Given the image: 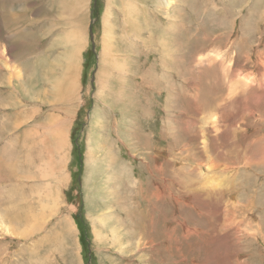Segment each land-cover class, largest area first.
<instances>
[{"label": "rangeland", "instance_id": "rangeland-1", "mask_svg": "<svg viewBox=\"0 0 264 264\" xmlns=\"http://www.w3.org/2000/svg\"><path fill=\"white\" fill-rule=\"evenodd\" d=\"M158 1L89 0L78 11L77 0H0L2 93L7 84L18 96L35 101L24 105L32 120L40 113L45 117L47 110L69 121L67 109L73 117L68 160L56 163L54 158L47 188L35 189L27 201L26 196L18 197L20 188L13 189L10 182L5 187V175L9 180L14 171L3 172L0 163L2 224L15 233L0 229V264H264V161L256 159L259 148L264 153V0H244L232 14L227 5L234 0H173L169 15L162 14L166 10ZM247 1L260 6L252 40L238 25L241 19L245 27L252 22L245 15ZM131 2L143 10L135 16L142 27L140 36L127 34L124 28L127 21L129 26L134 21L125 12ZM109 10L105 31L103 20ZM178 13L184 15L179 35L169 44L159 43L152 28L156 25L162 31L167 18ZM74 30L85 38L75 61L81 63L78 100L60 91L73 44L67 39ZM106 37L110 48L114 39L118 51L113 47V55L125 67L119 74L127 82L121 99L113 94L120 87L117 73L112 72L110 93L103 97L97 92ZM76 41L83 38L77 36ZM27 84L34 88L32 95L21 91ZM93 114L102 120L88 131ZM5 124L0 119V143L10 138L5 130L11 127ZM44 136L42 129L38 147ZM91 147L96 157L88 162ZM0 153H7L3 145ZM42 156L47 158V151ZM11 158L5 166L11 164L14 170ZM206 173L223 180L226 188L206 195L197 185ZM155 183L165 192L161 202L149 196ZM59 188L61 202L55 204L53 194ZM26 208L27 214L41 213L44 220L38 224L31 219L37 229L22 236L26 224L19 220L26 218L22 216ZM103 214L111 217L99 225ZM114 218L121 223L118 237ZM83 226L86 246L78 239Z\"/></svg>", "mask_w": 264, "mask_h": 264}, {"label": "bare ground", "instance_id": "bare-ground-1", "mask_svg": "<svg viewBox=\"0 0 264 264\" xmlns=\"http://www.w3.org/2000/svg\"><path fill=\"white\" fill-rule=\"evenodd\" d=\"M154 2L155 1H157V2H159L158 0H153ZM173 0H167V2H165V1H163V0H160V2L162 3L161 4V6L166 10V11H162V14L164 15V14H167V15H169L170 14V12H169V14H168V10H169V8L170 7H168V6H170V5H172V2ZM242 1H244V0H234L233 1V4L232 5H230V3L227 5L228 7H230V8H228V9H231L230 10V14H232V8H234L235 6H237V5H239ZM87 2H89V0H77V5H78V11L84 6V4H86ZM246 3H248V7H247V9H246V11H245V15L246 16H248V18H250L251 19V21L252 22H250L249 24H247L246 25V27L244 26V22H242L243 21V19H241V23H238V25H242L243 27H242V29L244 30V28H245V30H246V38L248 39V40H252L253 38H254V33L256 32V25H255V23H254V19H255V15H256V12L258 11V10H260V6H258L256 3H255V1H253L252 3H250L249 1H247ZM124 4H126V3H124ZM191 4V3H190ZM127 6H126V14L127 15H129L130 17H134V21H132L131 23H130V25L131 26H129L128 25V21H127V25H125V30H127V34H128V32H129V34H132V35H134V36H140L141 34H142V27H141V25H140V22L138 21V19L136 18V17H138V14L137 13H139V11L141 12V10H139L140 8H138L136 5H134V3L133 2H131V3H128V4H126ZM105 6V5H104ZM125 6V5H124ZM123 6V7H124ZM166 7H168V8H166ZM193 7V6H192ZM195 7V6H194ZM241 7V6H240ZM242 7H244V6H242ZM173 8V7H172ZM125 9V8H124ZM194 9H196V8H193V10ZM200 9V8H199ZM74 10V9H73ZM174 10V9H173ZM196 10H198V9H196ZM242 10V9H241ZM75 11V10H74ZM172 11V10H171ZM176 11H177V9H176ZM243 11V10H242ZM142 12H143V10H142ZM167 12V13H166ZM79 13V12H78ZM172 13V12H171ZM234 13H235V11H234ZM243 13V12H242ZM110 15V10L109 11H107V13H106V15H105V17H104V20H103V28L105 29V31H107V27L110 25H108V23H109V19H108V16ZM136 16V17H135ZM259 16V15H258ZM262 17H264L263 15H261ZM261 16H260V18H261ZM8 18H10L9 16H8ZM173 18V19H172ZM184 19V15L183 14H181V13H178V14H175V15H170L168 18H167V20H168V22H167V24H166V26H165V28L161 31L160 29H159V26H151V22H149V26H151V27H153L152 28V30L154 29L156 32H154L155 34H156V36H158V41H159V43H161V42H164L165 44H169V42H168V40L170 41V40H173V39H175L178 35H179V31H180V29H178V25H179V22H181L182 20ZM193 21V20H192ZM148 22V21H147ZM194 22V21H193ZM251 24L253 25V27L254 28H252L251 27ZM260 26V25H259ZM180 28V27H179ZM189 30H191L190 28H188V32H189ZM244 30V31H245ZM103 31V30H102ZM235 31V30H234ZM104 32V31H103ZM18 34H20V35H22L23 36V34L21 33V32H19ZM19 35V36H20ZM28 35V34H27ZM160 35H162L163 36V38L162 37H160ZM17 36V35H16ZM77 36H80L81 38H83V41H80V42H78V41H76V37ZM103 36V35H102ZM151 37L153 38L154 36L153 35H151ZM71 38V39H70ZM23 39H25V38H23ZM85 38H84V36H83V34H79V32L78 31H76V30H74V31H72L70 34H69V38L66 40L67 41V44L69 43V42H73V44H72V50L71 51H68V54H67V59L65 58V60H66V68H67V70H66V68H65V70H64V72H63V78H64V87H65V89H64V87H63V89H62V87H61V90L60 91H62L63 92V94H66V92H67V94H68V96H69V98H74V100H78V97H79V92H80V89H79V86L77 87V85H78V82H79V77H80V66H81V63H79V61H78V63H75V61H77L78 60V53H79V51L83 48V46L85 45V40H84ZM103 39V38H102ZM26 40V39H25ZM174 41V40H173ZM75 42V43H74ZM26 44V43H25ZM71 44V43H70ZM69 44V45H70ZM102 44V43H101ZM111 44L113 45V47L115 48V50L116 51H118L116 48H117V46H115V43H114V39H113V41L111 42ZM103 45V47L101 46V50H100V68H99V72H98V85H99V89H98V94H103V97H104V94H106V93H110V92H108V89H110V83H111V79H112V76H113V74H112V72L113 73H117V76L119 77V84H120V87L118 88V89H115V92L113 93L115 96H116V98L115 99H121V97H120V95L124 92V89L123 88H126V85H127V82H126V80H125V77H123V76H121V75H119L121 72V69H125V67H124V64L122 63V62H120V61H118L117 59H116V57L113 55V52H114V50H113V47L112 48H110V38L109 37H106V38H104V43L102 44ZM73 46H74V48H73ZM4 47V44H2L1 42H0V48H3ZM80 50H79V49ZM71 49V48H70ZM74 49H76V51H77V53L75 54V52H74ZM10 49H9V47H6V51L8 52ZM79 50V51H78ZM172 50V49H171ZM10 52V51H9ZM169 52V51H168ZM176 53V52H175ZM9 54V53H8ZM164 54H166L165 52H164ZM167 55V54H166ZM170 55V54H169ZM168 55V56H169ZM5 56V54H4V49H0V58H3ZM165 56V55H164ZM170 56H172V55H170ZM243 56V55H242ZM14 57V56H13ZM165 58V57H164ZM170 62H172V59H171V61ZM6 63H7V61H6ZM10 63V62H9ZM126 66V65H125ZM14 68H15V66H14ZM21 68V67H20ZM45 69V68H44ZM126 69H128V68H126ZM167 69V68H166ZM21 70V69H20ZM174 70V69H173ZM21 73V72H20ZM116 75V74H115ZM114 75V76H115ZM144 76H145V74H144ZM149 77H150V75H148ZM145 77V85L144 86H146V82H148L149 81V77ZM152 76V75H151ZM16 77V76H15ZM71 77H73L72 79H71ZM116 77V76H115ZM8 78H12V77H8ZM7 78V79H8ZM17 78V77H16ZM21 78H22V75H21ZM152 79V78H151ZM169 79V78H168ZM30 81V80H29ZM30 83V82H29ZM152 83H153V81H152ZM31 84V83H30ZM150 84V83H149ZM154 84V83H153ZM241 84V83H240ZM116 85V84H115ZM119 86V85H118ZM21 88V91H23V92H25V93H27V94H33L34 92H33V90L32 89H34V88H31L30 87V85H25V86H23V87H20ZM53 88V87H52ZM148 89V88H147ZM191 89V88H190ZM49 90V89H48ZM149 91V90H148ZM44 93V92H43ZM72 93H76L75 95H73ZM194 94V93H193ZM192 94V95H193ZM168 95V94H167ZM97 98V97H96ZM105 99V98H104ZM110 99H112V98H110ZM196 99V98H195ZM254 99V98H253ZM113 100V99H112ZM41 101H42V99H41ZM71 101V100H70ZM73 101V100H72ZM115 101H118V100H115ZM105 103H106V101H105ZM15 104V103H14ZM107 105L108 106H110V107H112V108H114L115 107V105L113 104V103H110V102H108L107 101ZM78 108V107H77ZM122 108V107H121ZM124 108V107H123ZM122 108V109H123ZM190 108V107H189ZM120 111H122L121 109H120ZM121 115H122V117L123 118H125L126 116H124L125 115V110L124 111H122L121 112ZM205 118V117H204ZM48 119V118H47ZM102 120V119H101ZM101 120H99V119H96V116H95V114H93V118H92V120H91V122H90V125H89V128H88V131L89 130H91V128L92 127H94V126H96V125H98V124H100V122H101ZM190 120V119H189ZM119 123L120 121L118 120V121H115V120H113L112 119V123ZM206 124V123H205ZM209 125V124H208ZM127 127V126H126ZM202 127V126H201ZM226 131V130H225ZM227 132V131H226ZM133 133V132H132ZM213 134V133H212ZM67 135H68V131L65 129L63 132H61V135H58V133H55L54 131H50V138L51 139H53L54 140V142L56 143V145L59 147V148H63V146H65L66 144L68 145V143H69V139H68V137H67ZM134 135V134H133ZM117 136V135H116ZM126 136V135H125ZM119 137V136H118ZM225 138H226V136H225ZM119 140H121V139H119ZM127 140V139H126ZM129 141L130 140H128V141H126L127 143H129ZM125 142V143H126ZM151 142V141H150ZM126 143V144H127ZM131 144V143H130ZM262 144H263V142H262ZM144 146V145H143ZM150 146V145H149ZM185 147V146H184ZM234 149V148H233ZM93 150V148L91 147V149H88L87 150V160L88 159H90V160H88V162L89 161H92V159H93V157L95 156V154L92 156L91 154H93L94 153V150ZM202 150V149H201ZM207 152V151H206ZM110 153V152H109ZM259 153H261V154H259V155H257V157H256V159H258L259 157L260 158H262V160L261 161H264V153H263V149H260L259 148ZM2 155H5L4 153H0V158H1V156ZM194 155V154H193ZM197 155V154H196ZM255 155V154H254ZM96 157V156H95ZM112 157V156H111ZM195 157V156H194ZM197 157V156H196ZM55 158V157H54ZM107 158V157H106ZM156 158V157H155ZM109 159H110V157H109ZM1 160H2V158L0 159V163H1ZM86 160V161H87ZM146 160V159H145ZM248 160V159H247ZM253 160V159H252ZM252 160H250V161H252ZM44 161V160H43ZM108 161V160H107ZM249 161V160H248ZM255 161V160H254ZM183 162V161H182ZM185 162V161H184ZM183 162V163H184ZM52 163V162H51ZM91 163V162H90ZM109 163V162H108ZM181 163V162H180ZM182 163V164H183ZM187 163V162H186ZM258 163V162H257ZM260 163V162H259ZM259 163L257 164V165H259ZM48 164V163H47ZM182 164H181V166H182ZM161 165V164H160ZM184 166V165H183ZM185 166H186V164H185ZM196 166V165H195ZM194 166V167H195ZM227 166V165H226ZM10 167H12V165H10V164H8L7 165V168L8 169H11ZM218 167H219V165H218ZM150 168V167H149ZM175 168V167H174ZM186 168V167H185ZM184 168V169H185ZM41 169V168H40ZM39 169V170H40ZM43 169H45V168H43ZM47 169V168H46ZM51 169V168H50ZM50 169H48V170H50ZM188 169V168H187ZM226 169V168H225ZM164 170V169H163ZM10 171H12V170H10ZM46 171V170H45ZM157 171V170H156ZM176 171V170H175ZM199 171V170H198ZM219 171V170H218ZM33 172V171H32ZM48 172V171H47ZM196 172V171H195ZM207 172V171H206ZM53 172H51L50 173V175L52 174ZM189 173V172H188ZM41 174H43V173H41ZM49 174V173H48ZM175 174V173H174ZM207 174V173H206ZM205 174V175H206ZM208 174L210 175V173L208 172ZM208 174L205 176V177H200V180L198 181V186H199V188L200 189H202L204 192H205V194L206 195H213V194H215V192L216 191H218V189L220 190L221 189V187L223 186V187H225V185H224V181L223 180H219L217 177H212V174H211V176L209 177L208 176ZM215 174V173H214ZM23 175V174H22ZM44 175V174H43ZM49 175V176H50ZM28 176H29V178L31 177L29 174H28ZM24 177H25V175H24ZM177 177V176H176ZM31 178H33V177H31ZM66 178V177H65ZM170 178H172V177H170ZM174 178V177H173ZM176 179V178H175ZM175 179H171V180H175ZM154 182V181H153ZM159 182V181H158ZM193 183V182H192ZM60 185V184H59ZM141 185L143 186V184L141 183ZM197 186V187H198ZM189 187V186H188ZM236 187V186H235ZM167 188V187H166ZM226 188V187H225ZM19 189V188H18ZM168 190V189H167ZM194 189H192L191 191H193ZM58 191V190H57ZM149 191V196H150V198H153L154 200H160L159 202H161V200L162 199H164V195H165V192H164V190L158 185V183H155L154 184V186L152 185L151 187H150V189L148 190ZM173 190H171V192H172ZM198 190H196V192H197ZM221 191V190H220ZM194 192V191H193ZM203 192V193H204ZM170 193V192H169ZM174 193V192H173ZM186 193H188V191L186 192ZM195 193V192H194ZM217 193V192H216ZM10 194V193H9ZM167 194V193H166ZM191 194H192V192H191ZM199 194L200 193H198L197 195L199 196ZM142 195V194H141ZM175 195V194H174ZM186 195V194H185ZM188 195V194H187ZM186 195V196H187ZM195 195V194H194ZM201 195V194H200ZM216 195V194H215ZM221 195V194H220ZM12 195H10L9 197H11ZM167 196V195H166ZM171 196V195H170ZM203 196H204V194H203ZM24 199H25V194L22 196ZM189 197V196H188ZM191 197V196H190ZM195 197V196H194ZM207 197H209V196H207ZM221 197V196H220ZM121 198V197H120ZM178 198V197H177ZM181 198V197H180ZM184 198V197H183ZM182 198V199H183ZM199 198V197H198ZM197 198V199H198ZM22 199V198H21ZM113 199V198H112ZM172 199V198H171ZM173 199H176V198H173ZM187 200H188V198H186ZM207 198H205V200H206ZM213 199H216V196H215V198L213 197ZM119 200V199H118ZM125 200V199H124ZM146 200V199H145ZM149 200V199H148ZM180 200V199H179ZM232 200V199H231ZM0 201H1V199H0ZM53 201H54V199H53ZM176 201H178V200H176ZM180 201H182V200H180ZM185 201V200H184ZM192 200H189V201H187V203L188 202H191ZM222 201V200H221ZM55 202V201H54ZM149 202H150V200H149ZM192 202H194V201H192ZM195 202H197V201H195ZM194 202V203H195ZM211 202V201H210ZM215 202H217V201H215ZM122 203V202H121ZM167 203V202H166ZM179 203V202H178ZM178 203H176V205L178 204ZM186 203V204H187ZM193 203V204H194ZM201 203V202H200ZM199 203V204H200ZM219 203V202H218ZM161 204V203H160ZM196 204V203H195ZM214 204V203H213ZM212 204V205H213ZM1 205V204H0ZM175 205V204H174ZM179 205H180V203H179ZM182 205V204H181ZM192 205V204H191ZM202 205V204H201ZM200 205V206H201ZM156 206H157V204H156ZM218 206V205H217ZM159 207V206H158ZM182 207V206H181ZM202 207V206H201ZM208 207V206H207ZM70 210H73L72 209V207H70V205H69V207H68ZM187 208H191V209H193L191 206L190 207H187ZM158 209V208H157ZM199 209V208H198ZM0 210L2 211V213H3V209L1 208V206H0ZM136 210V209H135ZM139 211H140V209H138ZM24 211H25V213H23L22 214V216L23 217H25L26 216V218L25 219H20L19 221L20 222H23V224H26L24 227H23V229H22V231H20L21 233H22V236H25V235H29V233H32L34 230H35V228L38 226V224H39V222H41V221H43L44 219H43V217H41L42 216V214L41 213H38V214H33V213H31V215L30 214H27V211H28V208H26V209H24ZM133 211H134V208H133ZM143 211V210H142ZM154 211V210H153ZM200 211V210H199ZM222 211V210H221ZM29 212V211H28ZM128 212V211H127ZM136 212V211H135ZM144 212V211H143ZM2 213H0V229L1 230H3V232H5L6 234H11L13 231L11 230L12 228H10L9 226H7V225H5V224H2V222H3V220H2V218H1V215H2ZM109 213V212H108ZM205 213H207V212H205ZM133 214H135L134 212H133ZM137 214H140V212L139 213H137ZM136 214V215H137ZM142 214V213H141ZM109 215H111V216H114L113 214H111V212L109 213ZM109 215H104L103 214V216L101 217V219H99V216L97 217V220L99 221L98 223H99V225H102V224H104L105 222H107V220L111 217V216H109ZM129 215V214H128ZM223 215V214H222ZM130 216V215H129ZM134 216V215H133ZM137 216H139V215H137ZM141 216V215H140ZM170 216V215H169ZM144 217V216H143ZM143 217H138L139 219H142ZM31 219H35L37 222H38V224L37 225H35L34 223H31L30 221H32ZM95 219H96V217H95ZM115 219V230H114V232H115V234L116 233H118L119 231H121V226H120V221H118V220H116V218H114ZM133 219H136L135 217L133 218ZM166 219V218H165ZM226 219V218H225ZM231 219V218H230ZM15 220V219H14ZM16 221H18V218L16 219ZM141 221V220H140ZM137 222V221H136ZM162 222V221H161ZM137 223H135V225H136ZM144 224V223H143ZM161 224V223H160ZM159 224V225H160ZM76 225H77V223H76ZM98 225V224H97ZM154 226H155V224H153ZM159 225H158V227H159ZM172 225V224H171ZM170 225V226H171ZM180 225V224H179ZM227 225V224H226ZM162 226V225H161ZM164 226V225H163ZM167 226V225H166ZM169 226V225H168ZM14 227V226H13ZM17 227V226H16ZM137 227V226H136ZM181 227H183V226H181ZM77 228V227H76ZM153 228V227H152ZM157 228V227H156ZM165 228V227H164ZM167 228H169V227H166V229ZM171 228V227H170ZM173 228V227H172ZM15 229V228H14ZM37 229V228H36ZM94 229H96V228H94ZM93 229V230H94ZM134 229H135V227H134ZM140 229V228H139ZM154 229H155V227H154ZM153 229V230H154ZM158 229V228H157ZM184 229H186V227L184 228ZM99 230V229H98ZM113 230V229H112ZM173 230V229H172ZM183 230V229H182ZM95 231V235H97V233L99 232H97L96 230H94ZM144 231V230H143ZM167 231H168V229H167ZM122 232V231H121ZM126 232V231H125ZM145 232V231H144ZM151 232H152V230H151ZM150 232V233H151ZM168 232H171V231H168ZM186 232H187V230H186ZM240 232V231H239ZM14 233V232H13ZM18 233V232H17ZM149 233V232H148ZM147 233V234H148ZM149 233V234H150ZM167 233V232H166ZM172 233H173V231H172ZM175 233V232H174ZM173 233V234H174ZM185 233V232H184ZM15 234V233H14ZM19 234V233H18ZM122 234V233H121ZM135 234V233H134ZM146 234V233H145ZM171 234V233H170ZM181 234V233H180ZM186 234H188V232L186 233ZM100 235H102L103 236V234H100ZM124 235V234H123ZM136 235V234H135ZM152 235H153V233H152ZM169 235V234H168ZM189 236H190V234H188ZM188 235H187V238H188ZM116 236L118 237V235L116 234ZM138 236H139V234H138ZM141 236V235H140ZM143 236V235H142ZM141 236V237H142ZM147 236H149V235H147ZM154 236V235H153ZM186 236V235H185ZM120 237H121V235H120ZM144 237V236H143ZM145 237H146V235H145ZM150 237V236H149ZM148 237V238H149ZM155 237V236H154ZM168 237V236H167ZM174 237H177L176 235L174 236ZM121 239V238H120ZM141 239H143V238H139L138 239V242L136 241V243L140 246L141 245ZM158 239V238H157ZM168 239H170V237L168 238ZM172 239V238H171ZM170 239V240H171ZM101 240V239H100ZM185 240V239H184ZM148 241V240H147ZM151 241V240H150ZM177 241H178V239H177ZM149 242V241H148ZM157 242V241H156ZM159 242V241H158ZM157 242V243H158ZM187 242H188V240H187ZM118 243V242H117ZM124 243V242H123ZM150 243V242H149ZM152 243V242H151ZM120 244V243H119ZM118 244V245H119ZM156 244V243H155ZM154 244V245H155ZM121 245V244H120ZM158 244H156V246H157ZM218 246V245H217ZM119 247V246H118ZM148 247V246H147ZM181 247V246H180ZM156 248V247H155ZM178 248V247H177ZM222 248V247H221ZM219 250V249H218ZM156 252V251H155ZM222 256V255H221ZM143 257V256H142ZM140 258H141V256H140ZM223 259H225V258H223L222 257V260ZM146 260V259H145ZM144 260V261H145ZM142 261H143V259H142ZM146 263H147V261H146Z\"/></svg>", "mask_w": 264, "mask_h": 264}, {"label": "crops", "instance_id": "crops-1", "mask_svg": "<svg viewBox=\"0 0 264 264\" xmlns=\"http://www.w3.org/2000/svg\"><path fill=\"white\" fill-rule=\"evenodd\" d=\"M4 86L7 89L6 94L2 93L3 84H0V119L6 123L5 125L7 127L9 126L11 128L5 130V132L10 131V138L0 143V145H3L7 151L5 155L1 156V166L3 167L1 170L3 172L12 170L14 173L11 174V178L9 180L7 179L6 174L5 180H3L4 182L2 180H0V182H3L5 187H7L9 185L8 182H10L12 185H14L12 186L13 189L16 187L20 188V195H18V197H22V193H24L26 196L25 200L27 201L35 189L47 188V180L50 173L53 172L54 169V157L56 163L68 160V153L71 143L69 145L66 144L63 146V148H59L54 140L49 138L48 135L50 131H54L55 133H58V135H61V132H63L65 129L68 131V128L72 124L73 117L71 116V112L69 113L67 109L65 114H69V121L63 120L60 117L58 119L57 116L47 110L45 117V113L39 114L38 112L37 114H39L40 117H35L34 120H32V112L28 114V109L25 110L24 105H28L30 103L32 104L35 101H28L24 95H21V97L18 96L17 92L11 91L12 89L7 84ZM22 96H24V99ZM15 100L16 102L13 104L12 101ZM18 104H21V109L18 108ZM49 104H52V102ZM9 108H11V112L9 111ZM8 112L10 113L7 114ZM7 118L8 121H6ZM28 119L30 120L27 122ZM72 128L73 127L71 126L68 133L70 140L73 131ZM42 129L45 131V136L41 140L42 146L38 147L39 134ZM5 132H3V134ZM43 151H47V158L46 156H42ZM10 155H12L11 162L16 164L14 170L12 167H10L11 169H6L5 166L9 162ZM32 166L33 168L35 166V171H33V168L31 169ZM64 166L65 165H63V167ZM26 172L33 178L24 177ZM4 185L0 183V188H3ZM25 187H29L28 192L25 190ZM60 189L61 188L57 189L58 191L56 190V192L53 194V196L56 195L55 204H59L61 202Z\"/></svg>", "mask_w": 264, "mask_h": 264}, {"label": "trees", "instance_id": "trees-1", "mask_svg": "<svg viewBox=\"0 0 264 264\" xmlns=\"http://www.w3.org/2000/svg\"><path fill=\"white\" fill-rule=\"evenodd\" d=\"M76 131H77V129H76ZM75 147L77 148V145H75ZM78 151H79V147H78ZM77 220H78V219H76V221H77ZM78 223H82V222L78 220ZM78 239H79V241H80L84 246H86L85 243L87 242V237H86V233H85V228H84V226H83V227L81 228V230L79 231Z\"/></svg>", "mask_w": 264, "mask_h": 264}, {"label": "water", "instance_id": "water-1", "mask_svg": "<svg viewBox=\"0 0 264 264\" xmlns=\"http://www.w3.org/2000/svg\"><path fill=\"white\" fill-rule=\"evenodd\" d=\"M76 217L78 216V214L75 215Z\"/></svg>", "mask_w": 264, "mask_h": 264}]
</instances>
